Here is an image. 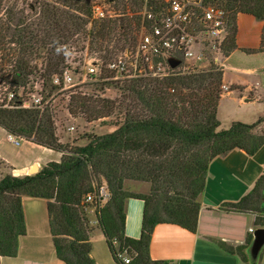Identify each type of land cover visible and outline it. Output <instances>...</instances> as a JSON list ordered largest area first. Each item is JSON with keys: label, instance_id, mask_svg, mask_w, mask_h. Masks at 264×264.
<instances>
[{"label": "trees", "instance_id": "obj_1", "mask_svg": "<svg viewBox=\"0 0 264 264\" xmlns=\"http://www.w3.org/2000/svg\"><path fill=\"white\" fill-rule=\"evenodd\" d=\"M93 1L0 0V62L9 66L0 77L11 78L14 85L31 84L30 88L31 82L43 80L48 96L55 93L57 97L63 93L52 84V77L67 67L69 45L76 51L87 49L105 61L132 50L141 24L138 12L146 0H104L112 5L115 15L101 21L91 19ZM159 1L147 0L152 5ZM221 5L227 11L224 53L229 55L237 49L240 13L263 23L260 48L243 51H264V0H222ZM35 60L42 61L41 68L33 64ZM222 74L221 69L211 65L198 72L123 83L121 121L112 133L87 135L85 145H77L78 139L60 142L49 108L42 114L29 109H0V127L7 133L22 135L62 153L60 162L48 163L34 174H9L0 179V256L18 254L19 239L26 234L22 197L27 196L46 202L58 260L65 264H96L91 257L95 228L83 199L104 184L111 198L97 214L96 227L116 263L123 264L117 254L126 251L131 257L129 264H168L149 257L154 226L174 223L196 232L201 207L198 198L205 188L210 162L237 149L253 156L264 145V116L252 124L232 122L227 129H220L217 109ZM116 105V101L77 92L69 95L65 109L71 117L90 123L112 116ZM131 180L148 183L149 192L125 190L124 183ZM128 199L144 204L138 239L128 238L124 232ZM219 209L252 213L255 227L264 228V174L238 202L223 203ZM251 241L249 235L242 246L218 244L228 253L237 254L243 264H258L249 257Z\"/></svg>", "mask_w": 264, "mask_h": 264}, {"label": "crops", "instance_id": "obj_2", "mask_svg": "<svg viewBox=\"0 0 264 264\" xmlns=\"http://www.w3.org/2000/svg\"><path fill=\"white\" fill-rule=\"evenodd\" d=\"M262 32V22L249 14H238L237 49L227 55L224 62L222 84L228 90L220 97L217 117L225 101L233 103L232 122L252 124L264 116V51L253 54L243 51L259 49ZM0 130L5 134L0 138V179L13 175L14 171H18V177L24 176L22 171L25 170L34 174L44 165L58 163L62 159V153L31 141L14 146L6 141L7 132L1 127ZM58 136L60 142L64 143ZM78 141L77 145H83ZM263 174L264 145L253 156L237 149L212 160L208 166L205 188L198 198L201 207L196 232L174 223L155 225L148 246L150 259L168 264H243L237 254L228 253L218 243L232 247L244 245L251 235L248 230L257 229L255 216L252 213L225 212L219 207L223 203L238 202ZM124 189L131 193L147 194L150 185L126 181ZM22 208L26 234L19 239L18 254L0 256V264H65L55 257L46 202L23 196ZM143 210L142 201H126L124 232L128 238L140 237ZM90 220L95 228L91 242L92 259L96 264H117L91 215ZM260 255L257 263L264 264V250Z\"/></svg>", "mask_w": 264, "mask_h": 264}, {"label": "built area", "instance_id": "obj_3", "mask_svg": "<svg viewBox=\"0 0 264 264\" xmlns=\"http://www.w3.org/2000/svg\"><path fill=\"white\" fill-rule=\"evenodd\" d=\"M221 1L160 0L152 5L146 0L140 12L138 38L132 50L125 51L112 61L91 54L84 59L85 73L69 64L61 74L53 75L52 84L59 88L58 92L64 93L86 82L122 84L142 78L162 79L172 74L174 69L182 74L205 70L211 65L222 70L227 57L224 43L228 29L227 11ZM108 6L101 0H95L91 7V19L101 21L112 18L114 12ZM171 59L179 61L174 69L169 65ZM26 89L25 86L12 84L11 78L3 80L0 77V109H29L42 114L54 102V94L48 96L44 91L43 80L33 82L31 89ZM222 89L227 91L228 87L222 85ZM6 141L20 146L23 141L29 140L22 135L7 133ZM22 173L30 175L28 170ZM13 176L18 177V171H14ZM110 198L111 194L104 184L84 197L83 204L95 223L97 214ZM248 232L252 235L254 229L250 228ZM117 258L123 264L131 261L126 251L118 253Z\"/></svg>", "mask_w": 264, "mask_h": 264}, {"label": "rangeland", "instance_id": "obj_4", "mask_svg": "<svg viewBox=\"0 0 264 264\" xmlns=\"http://www.w3.org/2000/svg\"><path fill=\"white\" fill-rule=\"evenodd\" d=\"M95 1V0H94ZM93 1V2H94ZM105 5H109V10H112L114 12V9L110 3H107V1L101 0ZM31 2V0H30ZM27 11H29L28 8H26ZM141 10H139L138 15H140ZM114 14V13H113ZM115 15V14H114ZM113 15V16H114ZM69 49H71V54L68 55V58L65 59L66 65L69 67L72 66L73 68H78L82 73H85V67H84V59L89 57L91 54L88 53L87 49L83 51H76L75 47L72 45H69ZM85 47H87V44H84ZM13 47V46H12ZM12 47H8V49H13ZM9 51V50H8ZM122 54V53H121ZM118 53V56L121 55ZM73 57V58H72ZM4 62H0V73L2 75L6 74L7 70L9 69V66H6L3 64ZM33 64L38 65L39 68L42 67V61L41 60H35ZM174 69V68H173ZM190 72H198V71H190ZM180 73L178 69H174L172 74H169V76L173 74H178ZM182 74V72H181ZM168 77V76H167ZM34 79V78H32ZM31 79V80H32ZM37 81V80H35ZM33 81V82H35ZM33 82H31L33 84ZM95 84L99 83H91V82H86L72 91H67L63 94L58 95L57 97L54 98V102L52 103L51 107L49 108L51 110L53 120L55 122V125L58 130V135L62 138V142L67 143V142H72L74 139H78V143L80 144H86L87 140L86 137L87 135L90 134H95V135H105L112 133L116 129V124L117 122L121 121L122 115L119 113L120 108L119 104L124 98L123 93L120 90V87L123 86L124 84H116V83H105L102 86L98 85L96 86ZM31 85V84H30ZM30 85L26 87L28 89L30 88ZM99 87H103L104 89L100 91ZM77 92H81L82 94L88 96V97H93V98H99V99H106V100H112L116 101L117 103V110H115L114 114L110 116L109 118H106L104 120H99L95 122H90L87 123L84 120L80 118H74L71 117L68 113L67 110L65 109L68 102H69V95L71 93L76 94ZM225 91L221 87V95ZM54 95H56L54 93ZM64 100L62 101L61 99ZM232 102L225 101L220 109L219 113V121L221 123L220 129H227L230 124L232 123ZM241 111V110H240ZM237 115V114H236ZM247 119V118H245ZM104 121V122H103ZM236 122V121H235ZM255 123V122H254ZM247 124V123H245ZM70 127H73L72 130H69ZM4 137L5 134L2 130H0V138ZM131 182H139V181H132ZM95 184L98 183V180L94 181ZM145 183V182H144ZM90 216V215H89Z\"/></svg>", "mask_w": 264, "mask_h": 264}, {"label": "water", "instance_id": "obj_5", "mask_svg": "<svg viewBox=\"0 0 264 264\" xmlns=\"http://www.w3.org/2000/svg\"><path fill=\"white\" fill-rule=\"evenodd\" d=\"M169 65L171 68H175L179 65V61L169 60ZM264 250V228H257L252 234V241L249 249V257L253 261H257L260 254Z\"/></svg>", "mask_w": 264, "mask_h": 264}]
</instances>
